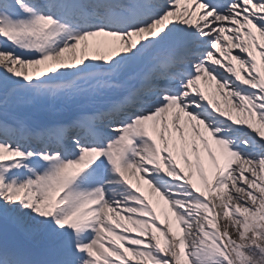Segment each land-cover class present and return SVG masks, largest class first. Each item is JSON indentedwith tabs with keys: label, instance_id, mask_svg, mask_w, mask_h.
Wrapping results in <instances>:
<instances>
[{
	"label": "snow or ice",
	"instance_id": "1",
	"mask_svg": "<svg viewBox=\"0 0 264 264\" xmlns=\"http://www.w3.org/2000/svg\"><path fill=\"white\" fill-rule=\"evenodd\" d=\"M16 97L0 264H264V0H0Z\"/></svg>",
	"mask_w": 264,
	"mask_h": 264
},
{
	"label": "rangeland",
	"instance_id": "2",
	"mask_svg": "<svg viewBox=\"0 0 264 264\" xmlns=\"http://www.w3.org/2000/svg\"><path fill=\"white\" fill-rule=\"evenodd\" d=\"M52 107L46 103H29L26 97H16L9 101V105L5 110L4 117L11 119H21L27 124L36 125L41 120L50 116ZM12 223V222H11ZM14 224V223H13ZM17 225V226H16ZM16 225H9V231H13L16 234V238L24 240V235L19 229L20 226H25L22 223H16ZM35 242H38L42 239L39 233H35ZM27 242H33L31 240Z\"/></svg>",
	"mask_w": 264,
	"mask_h": 264
},
{
	"label": "bare ground",
	"instance_id": "3",
	"mask_svg": "<svg viewBox=\"0 0 264 264\" xmlns=\"http://www.w3.org/2000/svg\"><path fill=\"white\" fill-rule=\"evenodd\" d=\"M61 118H62V117H59V116L57 117V119H61ZM54 119H55V118H54Z\"/></svg>",
	"mask_w": 264,
	"mask_h": 264
}]
</instances>
